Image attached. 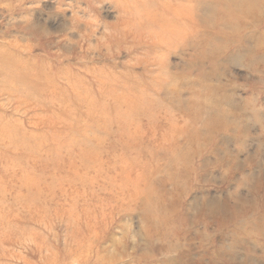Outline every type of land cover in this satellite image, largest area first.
<instances>
[{
  "label": "rangeland",
  "instance_id": "obj_1",
  "mask_svg": "<svg viewBox=\"0 0 264 264\" xmlns=\"http://www.w3.org/2000/svg\"><path fill=\"white\" fill-rule=\"evenodd\" d=\"M0 264H264V0H0Z\"/></svg>",
  "mask_w": 264,
  "mask_h": 264
}]
</instances>
